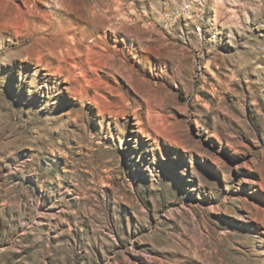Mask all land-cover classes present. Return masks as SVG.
Segmentation results:
<instances>
[{"label":"rangeland","instance_id":"rangeland-1","mask_svg":"<svg viewBox=\"0 0 264 264\" xmlns=\"http://www.w3.org/2000/svg\"><path fill=\"white\" fill-rule=\"evenodd\" d=\"M0 264H264V0H0Z\"/></svg>","mask_w":264,"mask_h":264},{"label":"built area","instance_id":"built-area-1","mask_svg":"<svg viewBox=\"0 0 264 264\" xmlns=\"http://www.w3.org/2000/svg\"><path fill=\"white\" fill-rule=\"evenodd\" d=\"M176 10V7H175V9H174V11Z\"/></svg>","mask_w":264,"mask_h":264},{"label":"bare ground","instance_id":"bare-ground-1","mask_svg":"<svg viewBox=\"0 0 264 264\" xmlns=\"http://www.w3.org/2000/svg\"><path fill=\"white\" fill-rule=\"evenodd\" d=\"M27 5V4H26ZM28 6V5H27ZM26 22V21H25Z\"/></svg>","mask_w":264,"mask_h":264}]
</instances>
